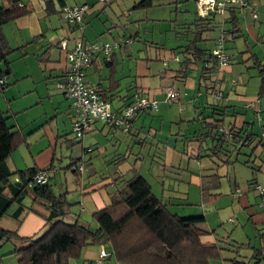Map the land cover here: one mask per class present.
Instances as JSON below:
<instances>
[{
	"label": "crops",
	"instance_id": "crops-1",
	"mask_svg": "<svg viewBox=\"0 0 264 264\" xmlns=\"http://www.w3.org/2000/svg\"><path fill=\"white\" fill-rule=\"evenodd\" d=\"M142 1L111 0L104 4L100 0H20L28 14L4 26L5 35L14 51L27 50L29 45L35 47L38 53L37 62L44 73H50L49 77L45 78L46 84L50 83V80L56 84L60 83L61 75L69 66L66 53L72 51L78 42L113 43L130 39L131 43L122 45L114 52L112 59L114 63L111 67L104 64L103 55H97L87 70L85 81L99 85L98 88L102 89L108 97L112 95L125 97L131 95L132 90L140 89L159 106L158 111L139 114L128 135L114 136L109 126L96 122L83 141L84 146L89 145L96 150L87 159L92 172L88 176L69 177L67 174L69 171L66 170L65 180L62 182H60L61 179L54 180L58 186V194L66 193L69 203L80 204L73 207L72 211L83 222L93 224V214L111 205L114 200L113 193L116 190L114 179L127 180L135 172L141 173L142 168L147 166V175L163 187L164 177L168 170H181L183 164L189 171L193 165L199 170L196 169L195 172L190 173L191 178L194 177L192 184L200 189L202 199L200 212L194 215L206 216L207 206L217 204L218 199L223 195H228L227 190L218 189L210 192L212 195L219 194V198L214 202L205 204L203 200L202 177L213 176L214 179V176L219 175L221 178L218 182L221 185L224 182V185L228 186L229 194L236 197L244 209L251 208L248 210L252 215L251 221L255 227L264 230V197L260 196L257 190L258 186L264 189V98L258 97L262 70L249 69L255 65L254 60H249L250 56L256 55L264 62V0H250L257 5L256 18L251 15L250 8H233L238 17L239 32L233 37L228 36L224 46L232 63L229 67L222 69L217 63L215 64L217 66L215 91L216 93L222 92V100H217L216 93L207 92L206 86H203L205 83L202 77V67L197 64L189 66L187 77H181L177 72L183 67L184 54L181 53L186 51V45L194 38L192 30L195 25L193 23L200 17L196 0H152V5L138 7L137 5ZM81 4H88L89 12L82 25L72 26L65 20L61 9L66 5L74 7ZM0 5L10 7L11 4L8 0H0ZM229 20L217 17L213 21L216 25L211 19L205 20L208 25H205L204 40L199 47L209 52L212 51L220 34L231 28ZM64 23L68 27H65ZM214 31L219 33L213 37L209 33ZM10 36L15 37L12 38L15 41L14 44ZM239 39H242V46L239 44ZM32 41L36 42L30 44ZM228 43L235 46L231 52H227ZM233 53H240L243 56L240 63L237 60L238 57L234 58ZM27 55L24 54L23 57ZM11 73L10 69L9 74ZM212 77L213 75L207 76L209 80ZM169 87L176 89L179 93V97L172 101H169L166 95ZM55 96L61 97L62 100L59 99L51 104L50 115L62 114L66 115V119L71 118L70 127L65 126L61 130L62 134L69 138L74 131L73 113L72 110L70 111L71 101L69 102V99L67 100L62 93ZM117 102L119 98L114 103ZM186 102L193 103L195 108L191 109ZM214 109L219 111L218 113H224L225 129L229 130L230 126L235 127L236 130L247 129L255 133L260 142L262 141V146L257 147L250 158L256 170H252V178L248 182L252 181L254 184L249 183L244 192L239 190L236 177L231 171L234 164L238 162L217 165L208 158H199L200 143L197 140H189L194 137L197 139V133L201 130V125L197 124L200 121L195 122V119H199L201 113L210 116ZM1 110L10 115L13 114L12 108L6 111L1 108ZM177 112L179 119L175 116ZM184 112L186 113L183 114ZM256 115L259 119L255 120ZM166 121H170L169 131L172 136L177 137V143L183 142L181 147L178 144L167 145L161 136ZM17 128L21 129L27 139L26 143L22 144L10 158L13 168L23 171L35 165L40 169L51 166L53 154L49 146L55 143L52 141L55 139L52 132L46 129L27 134L22 127L17 126ZM45 139L49 145H46ZM85 140L91 142L85 144ZM70 144L73 145L74 142ZM144 152L145 155H143ZM117 155L123 156L127 161L119 164L115 170L114 166L117 165L113 164L115 159L112 158ZM224 165L227 166L226 169L223 168ZM94 169L98 170L94 171ZM165 197L184 198L179 192L172 190L163 196ZM185 199L188 201L187 197ZM255 206H259V209H255ZM44 225L43 219L30 213L20 226L18 234L20 237H32L43 231ZM213 239L209 237L203 240L214 242ZM263 243L264 237L257 241L250 239L248 242L252 247L264 251ZM251 255L252 251L248 257Z\"/></svg>",
	"mask_w": 264,
	"mask_h": 264
},
{
	"label": "trees",
	"instance_id": "trees-1",
	"mask_svg": "<svg viewBox=\"0 0 264 264\" xmlns=\"http://www.w3.org/2000/svg\"><path fill=\"white\" fill-rule=\"evenodd\" d=\"M8 1L11 4L10 7L0 5V93L4 92L9 86L8 81L4 84L2 81L7 79L6 73L10 71L9 57L14 52L5 35L4 26L28 14L27 9L21 5L20 0ZM100 1L104 4L111 2V0L109 2ZM195 2L197 3V0ZM152 4V0H143L137 6L147 7ZM80 6H87L88 9L82 22L72 26L82 25L89 12L88 4H81ZM233 8L234 6H228L222 14H211L206 18L200 16L199 20L193 23L195 25L192 30L194 38L186 45V51L181 53L184 54L183 67L177 71L178 75L187 77L188 67L197 64L202 67V77L205 83L203 86H206L207 92H217L215 91L217 82V72L215 71L217 66L212 53L213 50L209 52V50L199 47V44L204 40L205 25H208L205 20L211 19L213 22L217 17L225 20L230 19L231 28L224 31L225 39L228 36L233 37L239 32L238 17L236 16V10ZM213 24L216 25L214 22ZM218 39L215 41V46ZM128 41L130 39L124 40L123 45L131 43ZM35 42L32 41L30 44ZM97 55H103L105 65L109 67L113 65L114 60L112 59L115 53L108 60L103 53L97 52L92 56L90 66ZM249 60L255 61L254 67L249 69L262 70L258 97L264 98V62L259 60L256 55L250 56ZM89 67L82 70L84 80L87 77L86 74ZM74 75L75 73L70 65L67 66L61 75L60 84L67 82ZM210 75H213V77L209 80L211 77L207 78V76ZM86 84L91 88H96V95L103 102L110 103L115 114H119L125 108L132 106L136 99L144 96L150 99L140 89L132 90L130 97H119V95L108 97L102 89L98 88L99 85L96 86L87 82ZM170 92L175 95L171 97L169 95ZM218 93L222 94V92ZM63 94L68 98L66 91ZM166 95L169 101L179 97L178 91L172 87L167 89ZM117 98H119V102L114 103ZM71 109H73L72 102ZM218 112L214 109L210 116L201 113V117L195 119V122L200 121L203 123L202 129L197 133L198 138L189 139L191 141H200L198 157L208 158L218 165L234 164L241 161L240 156L244 155L248 158L244 164L253 171L256 170L250 158L256 148L262 146V141L260 142L259 137L247 129L236 130L235 127L231 126L228 130L230 136H226L223 132L226 127L225 115L222 112ZM73 113H75L74 109ZM142 113H149V111L137 113L132 119L133 123L137 116ZM256 119H259L257 115L255 116ZM11 120L12 117L0 108V264H4L3 259L9 256H15L18 264H69L71 259L81 257L84 248L102 245L107 246L108 251L104 248L106 255L101 259L98 258L100 264H213L219 261H227L229 264H262L264 261L263 249L252 247L250 244L239 243L232 238V232L220 239L219 234L222 228L210 225L207 216L192 215L181 217L171 212L170 207L173 202L168 200V198L157 196L149 180L138 171L127 180L114 179L113 183L116 190L113 193L114 200L112 204L93 214V224L91 222H83L72 211L73 207L80 204L69 203L66 199V193L58 194L57 192L56 184L53 182L61 169L53 167L54 163L49 166L51 168L47 167L43 171L36 165L23 171L13 168L10 158L22 144L26 143L27 136ZM75 121L76 119L73 121V127ZM104 125L111 128L114 136L131 133L130 130L125 134L123 127H117L115 123ZM254 142H256V145H254ZM92 148L89 147L87 149L90 150L89 155L96 151ZM246 151L247 153H244ZM112 159H115L113 164L117 165L116 167L113 165L115 170L119 164L127 161L120 155ZM79 161H82V159H76L72 156V162L67 168L70 173H74V177L81 173ZM44 171L47 172V181L40 184L37 181V177ZM220 178L221 176L219 175L214 176V179L213 176L202 177L201 192L205 204L214 202L219 198V194L212 195L210 192L220 189L221 183L218 182ZM17 183H20L21 186H17ZM252 184L254 183L251 181L250 185ZM259 192L260 196L264 197V189ZM30 213L45 221L44 229L32 237H20L18 234L19 228ZM4 220L6 226L1 224V221L3 222ZM209 237L214 238L213 240L215 241L203 240ZM9 243L14 247V250L4 254V247ZM242 247H248L252 250L248 263L243 260V256L239 252H237V255H231L232 257L228 256L229 259L225 258L223 253L226 251H231V249L239 250ZM97 261L91 264H97Z\"/></svg>",
	"mask_w": 264,
	"mask_h": 264
},
{
	"label": "rangeland",
	"instance_id": "rangeland-1",
	"mask_svg": "<svg viewBox=\"0 0 264 264\" xmlns=\"http://www.w3.org/2000/svg\"><path fill=\"white\" fill-rule=\"evenodd\" d=\"M66 26L68 27L67 24H65V27ZM218 33H219L218 31H214L209 34H212L214 37ZM12 38L15 37L10 36V40L12 44H14L15 41ZM227 39L223 41V46H225ZM238 41L239 44L242 46L243 45L242 39H239ZM227 46H228L227 52H231L232 50L235 49V46L231 45V43H228ZM27 47H28L27 50L18 49L14 51L13 54L9 57L10 60L9 66L10 69L12 70V73L7 75L6 77L9 85L8 88L4 90L5 93L3 92L0 93V108H2L5 111L8 110L9 108H12L13 114L12 115L9 114V116L12 117L11 121L15 123L17 126L22 127L24 132L27 134H31L34 133L35 131H41L46 129L49 132H52V135L55 138L54 140H52L55 143L49 146L51 150V154H53L52 163H54L53 167H59L61 169L60 173L57 175V180L61 179L60 182L65 180L64 172H66L68 166L71 164L72 156L73 158L76 159L78 158L82 159V161H79V167L81 171L79 175L88 176V174H90L92 170H91V165H88V161H87V159H89V151H90L87 149L91 146L89 145L84 146L83 144L86 135H84L82 140L79 141L80 137H78L76 133L69 135V138L67 135L62 134L63 132H61V130H63L65 126L66 128L70 127L69 123H71V118L69 117L68 119H66L65 118L66 115H62V114L52 115L55 116L52 117L50 114L52 112L51 104L53 102L56 103L57 101H59V99L62 100L61 97H56L55 95H58L60 93L63 94L64 91L59 89L60 83L56 84L53 80L50 81L48 80L50 83L46 84L47 80L45 78H48L50 73L49 72L44 73L43 69L41 68V65L37 62L36 55L38 53L35 47L30 45ZM24 54H28V55L23 57ZM233 54L235 55L234 56L235 59H237L238 57L237 60H239L238 62L240 63L241 57L243 56L240 55V53H233ZM11 98L12 101L9 102ZM68 99L69 98H67V100ZM68 101L70 102L71 99H69ZM186 105L189 106L191 109L195 108V105L193 103L186 102ZM175 107L177 108L176 105ZM71 110L73 113V109L70 108V111ZM185 113L186 112H184L183 114ZM228 114H230V112H228ZM49 115L50 117H48ZM175 116L178 119L180 118L178 112L176 113ZM57 119L59 120L57 121ZM75 119H76V115L75 113H73V121ZM197 124H200L202 129L203 123L200 122ZM169 126H170V121H166L163 131L161 132V136L163 137L167 145L174 146V144H178L179 147H181L183 142L177 143V137L171 135V132L169 131ZM257 128H258V124H257ZM176 132H178V130ZM71 142H74V144L71 145L70 144ZM86 142H91V141L85 140V144ZM198 142L200 143V141ZM45 143L46 145H49L47 139H45ZM244 153H247V151ZM143 155H145V152L143 153ZM247 159L248 158H246V156L244 155L240 156L241 161L235 163L233 169L231 170L233 176L236 177L237 186L239 187V190L241 192L247 190L246 188H248L250 183L248 181L252 178V172H253L252 169L244 164L245 160ZM226 167H227L226 165L223 166L224 169H226ZM44 169H42V171ZM196 169L197 171L199 170V168H196L192 165L190 167V170L188 171L186 167L183 166L182 164L181 170L178 169H174L173 171L168 170L164 177L165 185L163 187L162 185H158L154 181V178H151L147 175L148 174L147 166H144L142 168L141 173L145 177H147V179L153 186V191L159 197L163 198V196H166V194L170 190L174 192H179L182 196H184L183 199H179V198L169 199V197L167 198L168 200L173 201V205L170 207L171 212L176 213L181 217H188L194 214H198L200 212L199 209L201 207L200 203L202 199L200 195V189H198L196 186L192 184L194 181V177L191 178L192 175H190V173L195 172ZM96 170L98 169H94V171ZM67 174L69 177H72L74 175V173H70V172ZM59 185L61 184L59 183ZM56 188H58V186H56ZM220 190L222 191L227 190L228 195H223L220 199H218L219 201L216 202L217 204L207 206V211H206L207 214L206 216L209 219L210 225L220 226L222 228L221 233L219 234V238L223 239V237H226L229 233L232 232L233 234L232 238H234L239 243L246 245L248 244L250 239H253V241H257L261 237H263L264 230H260L259 227H255L253 221H251L252 215L248 212V210H250L251 208L247 207V209H244L243 206H241L238 203V199L229 194L230 189L228 188V186L224 185V182L221 185ZM186 197L188 201L185 199ZM254 208L259 209V206H255ZM233 222H235V224H233ZM1 224H4L6 226L5 220L3 222L1 221ZM260 233L261 235L259 236ZM104 248L105 250H107V246L105 245L88 246L83 249L80 258L71 259L69 264H87L91 261L95 262L98 260L100 252L104 250ZM13 250L14 247L9 243L4 247L3 253L6 254ZM251 251L252 250H250V248L248 247H242L239 250L231 249V251H226L223 254L225 258L227 257V259H229L228 256L232 257L231 255H237V252H239L243 256V260L245 258V261L248 263L249 260L248 256ZM3 261L4 264H18V260L15 256L6 257L3 259ZM120 264H129V263H120ZM213 264H229V263L227 261H221V262L219 261V262H214ZM262 264H264V261L262 262Z\"/></svg>",
	"mask_w": 264,
	"mask_h": 264
},
{
	"label": "built area",
	"instance_id": "built-area-1",
	"mask_svg": "<svg viewBox=\"0 0 264 264\" xmlns=\"http://www.w3.org/2000/svg\"><path fill=\"white\" fill-rule=\"evenodd\" d=\"M102 1L108 2L109 0ZM248 5L249 3L247 0H197L199 15L204 18L215 13L222 14L228 6L248 7ZM87 9V6H66L63 8L62 15L69 24L78 25L82 22ZM252 15L255 18L257 17L255 10H252ZM224 40L225 33H223V35H221L218 39V42L212 51L220 69L227 68L231 65V59L226 54L223 46ZM123 41L124 40L113 43L95 42L87 44L78 42L76 47L67 54V60L75 75L67 82L59 84V89L66 91L68 98L71 99L72 108L74 109L76 115V121L73 129L74 133L80 137L79 140H81L84 135L92 131L96 121H100L104 124L115 123L117 127H123V132L127 134L132 129V119L137 113L141 111H158L157 102L147 99L144 96L140 99H136L132 106L125 108L121 113L115 114L110 103L103 102L96 95V88H91L86 84L82 75V70L90 66L92 56L97 52H101L109 60L113 53L124 44ZM6 81L7 80H4L2 83L4 84ZM169 95L173 97L175 94L170 92ZM215 98L217 100H222L223 97L221 93H218ZM223 132L226 136H230V132L228 130L225 129ZM46 176L47 172L44 171L41 173V175L37 177L38 183H45L47 181ZM257 189L262 192V187L259 186ZM105 255V251L102 250L99 255V259L105 257ZM96 263L100 264V260Z\"/></svg>",
	"mask_w": 264,
	"mask_h": 264
},
{
	"label": "water",
	"instance_id": "water-1",
	"mask_svg": "<svg viewBox=\"0 0 264 264\" xmlns=\"http://www.w3.org/2000/svg\"><path fill=\"white\" fill-rule=\"evenodd\" d=\"M247 2L249 3L248 7H238V8H250V13H251V15H252V10H255V11H256V15H257V13H258L257 5L254 4V3H252V1H250V0H247ZM219 14H221V13H219ZM252 16H253V15H252ZM6 74L8 75L9 72H7ZM263 132H264V131H263ZM16 185H17V186H21L20 183H17Z\"/></svg>",
	"mask_w": 264,
	"mask_h": 264
}]
</instances>
